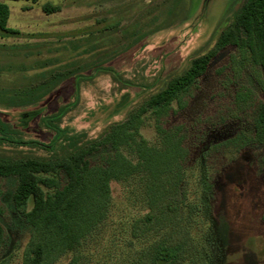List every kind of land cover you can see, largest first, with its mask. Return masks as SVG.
Wrapping results in <instances>:
<instances>
[{"label": "rangeland", "instance_id": "rangeland-1", "mask_svg": "<svg viewBox=\"0 0 264 264\" xmlns=\"http://www.w3.org/2000/svg\"><path fill=\"white\" fill-rule=\"evenodd\" d=\"M2 1L9 6L8 26L18 31L0 32V120L6 125L0 155L11 158L65 156L103 135L206 52L243 2ZM45 2L59 10L44 12ZM239 59L233 48L220 52L184 111L175 115L172 104L165 126L183 121L189 136L157 154L163 163L176 152L184 159L177 212L150 209L136 179L111 181L103 220L53 264L73 258L75 264H155L154 247L185 239L173 264H264V146L246 141L254 106L264 101V83L261 70L249 63L233 80ZM241 90L251 98L237 104L234 95ZM140 133L148 143L159 139L150 117ZM122 154L134 159L131 149ZM15 185L16 177L0 178V264H22L33 236L12 201ZM189 203L198 207L191 219Z\"/></svg>", "mask_w": 264, "mask_h": 264}, {"label": "trees", "instance_id": "trees-1", "mask_svg": "<svg viewBox=\"0 0 264 264\" xmlns=\"http://www.w3.org/2000/svg\"><path fill=\"white\" fill-rule=\"evenodd\" d=\"M8 1L35 4L38 0ZM41 8L46 13L59 10V6L48 2ZM8 18L9 6L0 0V32L2 35H15L18 31L8 26ZM229 48L235 49L240 58L237 62L239 67L231 68L233 80L239 77L240 67L249 63L261 70L264 83V0H243L206 52L192 58L185 70L130 110L125 119L111 124L98 138L75 147L65 156L11 158L0 155V178L16 177L12 201L33 231L23 253L22 264H53L62 255L75 250L103 220L110 200L111 181L136 179L150 209H158L161 215L177 212L174 202L183 186L181 169L184 159L176 152L163 163L157 150L172 145L178 148L183 140L185 143L189 130L183 121L169 129L165 126L172 104L175 102L177 105V110L173 111L175 115L183 112L191 90L207 73L211 62ZM234 96L237 104L244 103L251 98V93L241 90ZM253 112V133L246 141L264 146V101H257ZM61 113V110L57 111L54 118ZM148 117L153 119L159 134L156 143H148L140 133ZM5 128V123L0 120V132ZM124 148L131 149L134 159L122 154ZM96 154L99 156L94 160ZM260 162L264 168V154ZM28 203L31 204L29 209ZM187 205L186 218L191 219L193 210L198 207ZM145 219L148 221V216ZM3 238L4 228L0 223V244ZM184 243H187L186 239L170 246L159 243L153 248L151 262L173 264ZM75 263L73 258L66 264ZM199 263L204 264L202 260Z\"/></svg>", "mask_w": 264, "mask_h": 264}]
</instances>
